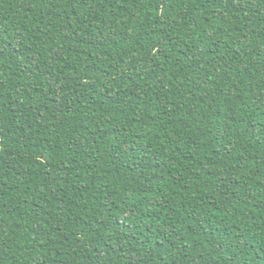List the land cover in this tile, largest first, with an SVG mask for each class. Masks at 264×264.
Listing matches in <instances>:
<instances>
[{
	"label": "trees",
	"instance_id": "1",
	"mask_svg": "<svg viewBox=\"0 0 264 264\" xmlns=\"http://www.w3.org/2000/svg\"><path fill=\"white\" fill-rule=\"evenodd\" d=\"M0 264H264V0H0Z\"/></svg>",
	"mask_w": 264,
	"mask_h": 264
}]
</instances>
